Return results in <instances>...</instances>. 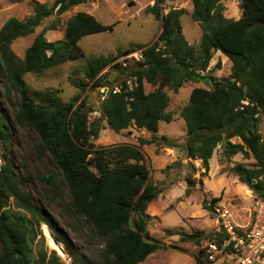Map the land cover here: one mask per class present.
<instances>
[{
    "label": "trees",
    "instance_id": "16d2710c",
    "mask_svg": "<svg viewBox=\"0 0 264 264\" xmlns=\"http://www.w3.org/2000/svg\"><path fill=\"white\" fill-rule=\"evenodd\" d=\"M86 1L54 0L48 6L34 0L28 17H11L0 27V83L7 99L11 91L19 97L10 119L0 107V140L6 146L0 165V264H63L54 251L44 248L39 227L41 223L52 227V223L31 194L23 190L8 155L6 143L16 127L37 136L34 147L46 154L68 189V207L103 243V261L97 262L78 254L62 239L73 257L70 264H138L153 251L166 247L148 239L146 209L161 189L148 182L149 170L138 145L96 147L93 140L102 127L98 118H91L94 109L78 95L63 102L58 89L30 92L23 78L27 72H42L81 56L78 42L83 36L112 29L113 25L101 23L89 12L77 11L66 20L63 38L45 39L46 30L57 28L54 21L35 36L22 58L10 47L17 37L34 32L45 18L60 16ZM164 1L156 0L146 8L162 23L156 40L148 45L131 44L116 54L89 57L84 81L70 79V84L80 90L108 87L99 110L113 131L134 124L151 133L147 140L139 138V143L175 148L179 146L175 140L156 135L158 122L172 119L165 112L169 102L165 88L176 92L186 82H203L207 87L192 88L180 112L186 124L181 146L185 157L201 162L203 176L218 144L226 155L250 152L255 165L248 168L237 164L235 170L241 181L248 180L256 194L264 198V0H242V14L237 19L224 17L220 0H190L191 18L202 30L196 45L182 33V10L163 13L160 3ZM137 48L141 58L132 65L115 62L118 56ZM215 51L231 62L228 78H218L208 69ZM107 66L117 70L116 92V85L104 81L100 74ZM130 78L131 85L127 82ZM147 85L154 89L146 90ZM232 137L241 142H231ZM47 180L56 187L54 172L47 175ZM195 182V178L187 179L189 187ZM217 200L212 197L211 205L203 200V207L214 211ZM179 236L182 241L196 243H219L223 239L197 231H181Z\"/></svg>",
    "mask_w": 264,
    "mask_h": 264
},
{
    "label": "rangeland",
    "instance_id": "374dc122",
    "mask_svg": "<svg viewBox=\"0 0 264 264\" xmlns=\"http://www.w3.org/2000/svg\"><path fill=\"white\" fill-rule=\"evenodd\" d=\"M34 0H22L11 3L8 0H0V27L9 18L25 19L33 8ZM46 5H51L54 0H36ZM156 0H87L85 3L72 7L60 16L55 14L45 18L34 32L14 39L11 50L20 58L32 43L35 36L42 32L43 28L57 21L56 29L44 32L47 41H55L63 38L66 20L77 11L91 13L103 24L113 25L112 29L83 36L78 44L83 54L74 59L48 68L42 72H27L23 78L30 92H39L46 88L58 89V96L63 102H68L73 96L91 107V118H98L101 124L98 137L93 140L96 147H107L121 143L136 144L145 156V164L149 170L148 182L158 185L161 192L157 198L150 202L146 212L149 215L147 225L148 239L156 241L165 248H160L149 254L145 260L138 264H227L224 258L218 256L215 260H208L201 252L203 241L180 240V232H201L212 236L220 235L222 226L219 213L226 210L234 222L247 225L254 198L258 195L252 184L241 181L236 173L235 166L243 164L253 167L255 159L249 152L248 155L236 153L226 155L220 144L214 149L209 158V170L201 176L203 170L199 160H189L185 157L182 145L186 138V124L181 117V109L188 103L191 89L194 87H207L203 82H186L176 92L165 88L169 102L165 112L170 113L172 119L169 122L159 121L157 136L165 135L168 139L175 140L179 146L175 148L165 145L141 144L139 138L149 139L151 133L145 129L136 128L130 124L128 128L119 132L113 131L104 115L100 112V104L103 93L108 87L101 86L95 89L87 87L80 90L70 84V79L84 81V67L87 59L95 55L116 54L118 50H124L129 45H148L156 40L161 31V20H157L147 11V6ZM223 5V15L226 18L237 19L242 14V0H220ZM162 12L170 9H180V23L182 33L190 44L196 45L202 34L197 22L191 18L192 3L190 0H165L160 3ZM140 49H135L118 56L115 61L122 66H130L140 59ZM219 68H215L216 65ZM208 69L218 78H228L231 74V62L220 51H215ZM116 68L105 67L100 74L105 80L116 85ZM132 83L131 78L129 79ZM154 86L147 85L146 90H152ZM9 99L5 96V90L0 83V107L6 119H10L11 113L16 108L19 97L10 92ZM261 127V123L259 124ZM12 136L7 144V152L12 160L14 171L22 182V188L30 193L35 205L44 210L49 217L52 227L45 223L40 224V235L43 237L44 248L54 251L63 264L73 262V257L68 248L62 242L66 240L69 247L78 254L94 261H103V243L94 236L93 229L81 220L68 207V189L60 180L59 173L49 163L45 153H39L38 138L24 127H16L11 131ZM231 142H241L238 137H232ZM6 146L0 140V165ZM54 172L56 187L52 188L47 175ZM188 178H195V184L189 187ZM198 181H201L200 183ZM217 197L214 203V211L203 207L211 205L210 199ZM43 225L47 226L62 246L64 253L60 254L56 249L47 244L43 234ZM199 259V261H198Z\"/></svg>",
    "mask_w": 264,
    "mask_h": 264
},
{
    "label": "built area",
    "instance_id": "2783aa9c",
    "mask_svg": "<svg viewBox=\"0 0 264 264\" xmlns=\"http://www.w3.org/2000/svg\"><path fill=\"white\" fill-rule=\"evenodd\" d=\"M127 82L130 84L129 80ZM118 90L119 86L113 92ZM219 217L222 226L219 236L223 239L219 243L203 241L205 258L215 260L220 256L227 264H264V198H254L247 225L234 222L226 210L220 212Z\"/></svg>",
    "mask_w": 264,
    "mask_h": 264
},
{
    "label": "bare ground",
    "instance_id": "6f19581e",
    "mask_svg": "<svg viewBox=\"0 0 264 264\" xmlns=\"http://www.w3.org/2000/svg\"><path fill=\"white\" fill-rule=\"evenodd\" d=\"M43 234L46 237L47 240V244L53 248L56 249L60 254L63 255L64 250L62 248V246H59L58 243H56L57 241L54 240L53 235L51 233V231L49 230V228L45 225H43Z\"/></svg>",
    "mask_w": 264,
    "mask_h": 264
},
{
    "label": "water",
    "instance_id": "95a60500",
    "mask_svg": "<svg viewBox=\"0 0 264 264\" xmlns=\"http://www.w3.org/2000/svg\"><path fill=\"white\" fill-rule=\"evenodd\" d=\"M107 92V88L105 89V91H104V93H103V95H105V93ZM248 185L250 184V182L247 180V181H245ZM51 231V230H50ZM52 233V232H51ZM52 235H53V233H52ZM53 238H54V240L55 241H57V239L54 237V235H53Z\"/></svg>",
    "mask_w": 264,
    "mask_h": 264
}]
</instances>
